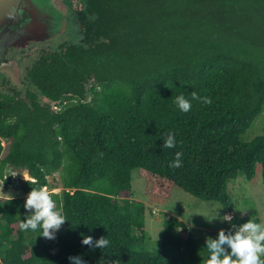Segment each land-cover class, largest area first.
<instances>
[{
	"label": "trees",
	"instance_id": "1",
	"mask_svg": "<svg viewBox=\"0 0 264 264\" xmlns=\"http://www.w3.org/2000/svg\"><path fill=\"white\" fill-rule=\"evenodd\" d=\"M252 1L83 0L80 41L39 56L27 75L34 91L0 90V177L14 170L32 179L19 180L22 197L0 199V264H71L73 256L86 264H180L170 249L206 264V241L173 217L157 253L140 250L147 209L131 199L132 173L140 170L155 199L166 201L175 185L227 215L236 213L228 185L239 172L249 181L261 172L264 184V134L242 141L264 115V42L226 34L239 16L253 20ZM193 91L211 103L192 101L181 112L175 97ZM170 133L176 147L164 148ZM177 152L182 165L170 167ZM57 174L62 192L51 194L67 221L49 240L20 223L28 194L52 190ZM232 217L230 227L262 223ZM85 236L110 244L84 245Z\"/></svg>",
	"mask_w": 264,
	"mask_h": 264
},
{
	"label": "rangeland",
	"instance_id": "2",
	"mask_svg": "<svg viewBox=\"0 0 264 264\" xmlns=\"http://www.w3.org/2000/svg\"><path fill=\"white\" fill-rule=\"evenodd\" d=\"M264 4V3H263ZM79 7V5H78ZM253 18L252 21L243 19V15L239 16L231 23L235 25V29L230 32H226L228 36H239L241 38H248L251 41L264 42V5L260 0H253L250 8L246 10V15ZM69 15V14H68ZM57 28L56 33L50 40L51 44L46 52H56L62 44L77 43L80 41L81 36L79 33V26L76 23L74 14L70 9V15L56 11ZM248 30H253L256 27L259 32H244V26ZM66 26V30L61 28ZM242 42V39L239 41ZM258 52V50H257ZM40 58L35 53L24 54L22 56H16L15 60L11 62L6 68H2L0 71V90L12 93L14 90L21 92L25 95L29 90L34 91V88H30L27 82L28 70L32 67L35 61ZM90 98L89 100H91ZM264 134V115H260L252 127L242 136V141L250 142L258 136ZM4 152L1 159H5L9 154V143L4 142ZM23 173L27 171H5V177H0V199L8 200L12 198L22 197L18 188L21 181H29L30 176L27 173V180L24 179ZM51 189H48L50 193L60 194L62 192V186L60 181V175L57 174L49 178ZM150 185L147 183L144 176L141 175L140 170L132 173V192L134 196L131 199L145 204L146 221L144 231L147 233L146 240L142 246L139 243V248L142 251L157 253L162 246L163 226L165 220L173 217L177 218L188 227L193 229V234L200 240L206 241L207 238H217L221 229L226 232L233 230L230 227V223L227 221L222 222V216L227 215L223 207L214 202H205L193 197L178 186L173 185L172 194L166 201L155 199L149 195ZM228 192L231 195L235 206L236 213L231 216L247 217L254 216L260 219L264 223V184L262 173L259 172L258 177L254 181L246 179L243 172H239L238 178L230 182L228 185ZM27 198V197H26ZM220 214L221 217H218ZM218 217L213 222L209 223L207 219ZM207 218V219H206ZM64 226L56 233H62ZM181 232V229H178ZM171 253L175 254V258L180 264H189L190 261H185L179 254L178 250L170 249ZM178 257V258H177ZM174 258V259H175Z\"/></svg>",
	"mask_w": 264,
	"mask_h": 264
},
{
	"label": "clouds",
	"instance_id": "3",
	"mask_svg": "<svg viewBox=\"0 0 264 264\" xmlns=\"http://www.w3.org/2000/svg\"><path fill=\"white\" fill-rule=\"evenodd\" d=\"M192 101H198L203 104H210L211 100L207 97L200 96L197 92L191 93V99L186 98L183 94L175 97L177 108L184 113H188L192 109ZM176 139L174 134H169L163 140L164 148L172 149L176 147ZM183 153L177 152L174 161L170 167L179 168L182 165ZM27 180V173L22 174ZM28 181V180H27ZM24 208L27 211L25 220H21L20 226L22 230L36 232L41 231L42 237L54 240L56 233L65 224L67 218L63 214V209H57L56 201L47 187L41 186L37 189H32L28 194ZM218 217H221L218 214ZM218 217L207 219L209 223L216 220ZM222 222L231 223V216L224 215ZM234 230L221 229L217 238L206 239V249L209 252V258L206 264H264V223H257L253 220L237 226L231 225ZM82 244L94 248L105 249L109 246L110 241L106 237L93 242V237L85 236L82 239ZM71 264H86L79 256L69 257Z\"/></svg>",
	"mask_w": 264,
	"mask_h": 264
},
{
	"label": "flooded vegetation",
	"instance_id": "4",
	"mask_svg": "<svg viewBox=\"0 0 264 264\" xmlns=\"http://www.w3.org/2000/svg\"><path fill=\"white\" fill-rule=\"evenodd\" d=\"M23 1L0 0V71L2 68L9 66L16 56L31 53L40 56L49 48L50 41L53 40L41 41L43 34L28 33L53 32L50 29H31L40 22L41 14L50 15L53 10H57L64 14V17H69L71 9L77 23V15L83 10L84 6L83 0H51V3L49 0H41L37 3H24ZM62 30L65 31L66 26ZM90 82L87 84L88 86L93 84L92 81Z\"/></svg>",
	"mask_w": 264,
	"mask_h": 264
},
{
	"label": "water",
	"instance_id": "5",
	"mask_svg": "<svg viewBox=\"0 0 264 264\" xmlns=\"http://www.w3.org/2000/svg\"><path fill=\"white\" fill-rule=\"evenodd\" d=\"M11 1V0H10ZM16 1V0H15ZM24 3H27V2H35V3H37V2H41V0H30V1H28V0H24L23 1ZM49 2L51 3V0H49ZM38 4H40V3H38ZM52 5H54V3H52ZM56 11L57 10H53V12L50 14V15H48V14H46V15H44V14H41V16H40V22L36 25V26H34L33 28H31V29H41V30H47V29H50V30H53V32H28L29 34H43V36H42V40L41 41H46V40H50L51 38H52V36L54 35V34H56V33H61V32H56V28H57V17H56ZM50 20V21H49ZM52 22V23H51ZM61 29H63V27L61 28ZM39 40V41H40ZM28 173V172H27ZM29 174V173H28ZM30 180H32L31 178H30Z\"/></svg>",
	"mask_w": 264,
	"mask_h": 264
}]
</instances>
